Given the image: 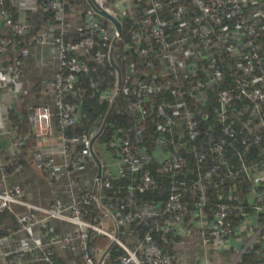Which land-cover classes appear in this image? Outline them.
<instances>
[{
	"label": "built area",
	"instance_id": "obj_1",
	"mask_svg": "<svg viewBox=\"0 0 264 264\" xmlns=\"http://www.w3.org/2000/svg\"><path fill=\"white\" fill-rule=\"evenodd\" d=\"M5 1L0 0V22L26 42L16 55L8 57L17 39L11 35L0 38V137L9 136L11 145L20 148L26 138L37 140L31 157L39 174L51 184L55 196L47 205L30 201L28 189L15 176L25 169L24 161L10 154L7 147L0 146V216L10 214L15 219L14 224L0 221V264H58L59 250L75 253L70 260L72 264H104L110 246L97 255L102 246L91 244L93 235L101 233L112 238L111 244L119 243L126 249L119 264H185L153 241L149 233L134 247H128L119 236L118 215L105 206L106 200L102 201L106 197L104 189L112 185L116 176L108 173L112 164L104 158L105 148L95 144L108 116L89 130L69 131L86 115L80 108L79 74L92 71L98 73L95 84L101 83L103 99L112 106L123 93L133 97L137 121L129 131L139 132L135 137L146 128L151 117L161 118L159 127L169 131L166 136L161 131L159 145L166 148L161 149L159 158L162 171L173 176L174 181L162 206L151 201L126 212L120 221L130 226L151 214L166 213L164 234L176 235L178 231L188 234L187 223L197 214L203 228L228 239L237 235L235 221L245 217L239 225L250 226V237L241 247L236 264L264 231V185L255 191L250 209L244 202L247 196L244 200H234L235 194L220 192L213 219L208 221L204 210L210 201L206 184L223 188L226 182L238 180L239 172H244L249 179L264 181V149L262 166L249 164L244 159L253 144L264 141V0H143L147 5L141 14L137 13V0H93L99 8L119 18L123 27L120 34L115 24L98 13L90 2L73 6L70 12L66 9L67 0L33 3L31 9H53L57 16L55 22L35 30L24 12L16 18ZM70 32L79 37H67ZM37 45L54 47L55 52L50 55L56 62L55 72L48 79V93L45 91L42 102L31 107L25 134L21 135L20 124L11 122V107L6 100L10 96L15 102L21 99L19 86L25 76V60ZM224 54L228 60L222 57ZM224 63L234 69L233 82L221 86L219 83L226 76ZM42 73L43 70L38 72ZM208 85L216 89L214 110L220 118L222 132L242 144L235 152L241 158V170L229 164L226 141L213 139L209 149L216 160L202 169L206 153L195 149L197 177L191 184L182 186L177 178L189 169L191 160L180 152L185 143L174 133L183 121L188 141L202 134L200 118L209 119L211 112L198 104L209 101ZM165 91L174 101L161 100ZM237 98L252 104L260 120L252 117L243 120L238 116L241 125L233 123L229 106ZM247 108L245 103L243 109ZM121 131L118 129L105 146L113 150L120 145V157L115 156L116 150L112 151L118 158L120 172L124 167L133 171L142 168L140 180L133 179L129 189L144 192L157 187L159 181L152 170L144 167L146 147L128 136L119 140ZM96 133L99 134L93 146L95 151L102 150L105 174H100L90 151V142ZM188 190L197 199L195 214L184 200ZM94 207L113 219L111 228L104 226L105 220L95 219ZM251 216L253 220L249 219ZM181 245L183 249L186 246L182 240ZM196 264L212 263L204 255Z\"/></svg>",
	"mask_w": 264,
	"mask_h": 264
},
{
	"label": "trees",
	"instance_id": "obj_2",
	"mask_svg": "<svg viewBox=\"0 0 264 264\" xmlns=\"http://www.w3.org/2000/svg\"><path fill=\"white\" fill-rule=\"evenodd\" d=\"M47 1L48 0H38V3H45ZM137 2L139 4L137 8V13L141 14L144 6L147 4L143 0H137ZM81 3L85 4L87 3V0H67L66 9L68 12H70L73 6H76L77 4ZM16 5L12 0L5 1V6L9 10H11V12L16 18H19L21 17L22 13ZM28 11L29 13L27 15V19L35 30H41L43 27L48 26V23L55 22L57 20L56 12L53 9L40 8L38 10L29 9ZM4 35H11L17 39L16 45L11 48L9 52L10 54L8 55V57H12L13 55H16L19 52L20 47L25 44L26 40L18 38L12 33L9 28L4 26L0 22V38ZM67 37L76 39L79 37V34L70 32ZM121 42L119 43L120 45ZM31 55L32 57H29L30 59L26 58L24 65V70L25 67L27 68L25 75V79L27 78V80L25 83L22 82L19 86L21 88L22 97L10 109L11 122L12 124H20L21 135L25 134V128L28 124V115L31 111V107L42 102L41 98L45 94V90L48 88V79L46 75H40L38 73L35 74L33 72L31 77H29V72L27 71L32 68L33 60H37L35 53L31 52ZM222 57H225L226 60H228V56L226 54L222 55ZM224 67L226 69V76L225 79L219 84H221V86L231 85L233 82L232 73L234 72V69L226 67L225 63ZM97 75L98 73L95 71H92L87 74H79L77 87H79V92L82 95L80 108L83 112L86 113V115L82 117L79 123H77L75 126L70 127L69 131L73 132L89 130L90 128H92L93 125H100L103 122L104 118L108 116L105 128L97 138V141L100 142L102 147L105 146V144H107L109 140L115 136V132L118 131V129L122 130L120 132L119 140H122V138L128 136L139 145L146 147L147 155L144 157V167H148L152 170L153 174L159 181L158 186L153 189L146 190L144 192L138 190H130L129 185L133 184V179L134 182L140 180L142 168L133 171L128 167H124L122 171L116 174V176L113 178L112 185L104 189L106 195L105 206H107L115 215H118L119 236L126 242L128 247H134L149 233L153 241H155L163 248L167 249L170 253L173 254L175 258H177L181 255V251L177 247H175V239L179 236V234H177L176 232V235L173 232L164 234L163 232V217L168 216V214L165 213L163 216L151 214L142 220L135 221L130 226H126L124 223H122V221H120L126 212L132 209H136L138 207H144L147 205V203L151 201H157L159 207L162 206V202L167 196L169 187L174 181L173 176L165 174L162 171V164L159 158L161 149L166 148V146L159 145L161 131L165 134V136L169 135V131L167 129H161L159 127V122H161V118L157 117L156 120H153V117H151L148 120L146 128H144L140 132L138 137H135L134 135L139 132L134 131L133 133H131L129 131V128L133 126L137 121V113L133 109L132 104L133 97L130 96L128 93H123L117 99L116 103L112 106V104L108 100L103 99L102 97L103 89L101 83L95 84V82H97L98 80ZM109 78H106L105 80H108ZM208 91L209 101L206 102L204 105L198 104V107H203L211 112V117L209 119L200 118V124L203 131L202 134L195 140L188 141L186 131L183 129V121H181L180 127L177 128L176 133H174L177 136L179 135L181 140L185 143L179 149L180 152L187 155L191 160L189 169H186L177 178V183L179 182V184H181L182 186L191 184L197 177L198 169L196 166V151L206 153L204 161L201 163L202 169H206L216 160L217 157L209 149V143L213 139H220L226 141V153L227 157L229 158V164L233 166L236 170H241V158L239 155L235 154V152L238 148H241L242 144L240 140L228 137L222 132L220 118L214 110V104H216L215 102L217 98V95L215 94L216 89L214 86L208 85ZM161 96V100L174 101V97L170 95L167 91H165ZM245 103H247L248 105L247 110L243 109ZM191 107L194 108L195 105L191 103ZM253 110L254 109L252 108V104H250L246 99L244 100L241 98H237L229 106L230 120L233 121V123H235L236 125H241V121L238 119V116H240L241 119L243 118V120L252 117L255 121H259V115L257 116V114L253 112ZM54 123L57 129L58 119L56 115L54 118ZM107 149L112 150L111 148ZM262 149H264V141L260 144H253L251 146L250 152L245 154L244 156L245 161L249 164L262 166ZM115 150L117 151L115 156L120 157V145L114 147L112 151ZM21 158L24 163L27 164V161L24 156H21ZM27 169L28 168L25 167L22 172L15 176L24 184L27 189H32L35 188L34 183L37 182L36 176L38 175L30 174L31 171H28ZM239 173L240 177L238 180L226 182L225 184H223V188L216 187L213 184H206L208 197L210 198V201L204 206V210L206 212L207 217L213 218L214 207L218 200V196L222 191H225L227 194H235V197L233 198L234 200H244V197L247 196L244 202L247 204V207L249 209L251 208L250 206L253 195L258 188L264 185V181L258 182L253 179H249L244 172ZM38 177L43 176L40 174ZM39 182L41 184H44L42 180H39ZM47 184L51 189V184L49 182ZM48 186L46 187V189H48ZM184 200L188 203L191 212L195 214L198 210L197 199L195 198V195L191 190L185 192ZM93 212L97 221L107 219V216L102 209L94 207ZM197 216V214L194 215L195 220H199ZM209 218L207 219L210 220ZM9 219L10 223L14 224L15 219L12 215L2 214L0 216V221L2 222H7ZM244 219L245 217L237 219L235 221V224L239 226V224H241ZM247 228L249 227L247 226ZM235 236L237 235H233L232 237ZM243 237L242 238L245 243L247 240H249L250 232L244 234ZM111 242L112 238L108 234L101 233L98 235H93L91 244L93 247L110 246L109 256L104 262V264H119L120 256L126 252V249L119 243L111 244ZM239 252L240 249H234V252H232L233 257L237 256ZM59 254H61L59 257L61 264H68V261L75 257V253L72 251H59ZM231 258L232 257H230V259ZM261 261H264V231L260 234L257 240H255L251 245L246 248V250L244 251V253L236 264H260ZM229 263L230 260H228V262L224 260L217 261L214 264Z\"/></svg>",
	"mask_w": 264,
	"mask_h": 264
},
{
	"label": "crops",
	"instance_id": "obj_3",
	"mask_svg": "<svg viewBox=\"0 0 264 264\" xmlns=\"http://www.w3.org/2000/svg\"><path fill=\"white\" fill-rule=\"evenodd\" d=\"M12 1L15 3V5L17 4L16 6L18 7V9L21 12H24L26 15H28L29 13L28 10L31 9L32 4L35 2H38V0H12ZM87 2L89 1L87 0ZM85 4L81 3L77 5L84 6ZM54 52H55L54 47L51 45H37L32 48V53H35L36 57L39 56V60L44 61L45 59H48L46 62H52L50 63V65H48L50 66L48 68L51 74L55 72V66H56L55 65L56 62L53 61L52 58H51L52 61L50 60V54ZM43 75H46L47 79L50 78V74L47 76V74L43 73ZM6 101L10 107H13L14 104L16 103L11 96L9 98L7 97ZM8 137L9 136L0 137V146L7 147L10 154H14L20 158L21 156H24L27 161V164H25L26 167L28 165H31V162H33L31 154L34 152V148L36 147L35 145H36L37 140L33 137L26 138L25 144L23 145V147L20 148V147H16L15 145H11L10 139ZM112 156L114 157V155ZM104 158L108 159L109 161V158L105 157V154H104ZM115 167H117L118 169ZM115 167H114V170H115L114 175L118 174L121 169L120 166L116 164H115ZM110 168H112V166ZM30 171H31L30 174H37L36 172H34V170H30ZM39 180L40 179H37V181ZM43 182L44 184L40 183V185H38V188L28 189L29 194H30L29 200L35 203L41 204V205H47L52 199V197L55 196V194L52 188L51 189L49 188L47 184L48 182L45 180ZM47 186H48V189H46ZM209 219L210 220L208 221H212L213 218H209ZM253 219L254 217L251 216L250 220H253ZM9 222H10V219L7 221V223ZM104 223H105L104 226L106 228H111V226L114 225L113 219L111 218H107L104 221ZM187 226L190 232L188 234H185L182 231L181 232L178 231L177 234H179V236L175 239V242H176L175 247H177L181 251V255L179 256V258L185 264L200 263V259L204 255H207L209 257L212 264H214L217 261H224V260H226V262L230 260L229 264H234L236 259L239 257L240 252L235 257H233L232 252H234V249L241 250V246L244 243L243 235L246 234L247 232L248 233L250 232V226H248L249 228H247V226L245 227V225L242 224L237 227L238 229L237 236L235 237L231 236L228 239H224V238H220L219 236L212 234L210 231L203 228L202 222L200 220L194 219L188 222ZM181 240L184 241V244L186 245L184 249L182 248V245L180 246ZM59 251H62V250H59ZM59 251L57 252L56 260L58 264H61L60 258H59L61 254H59ZM230 257L232 258L230 259ZM28 264H38V263L30 262ZM68 264H72L70 263V260L68 261Z\"/></svg>",
	"mask_w": 264,
	"mask_h": 264
},
{
	"label": "rangeland",
	"instance_id": "obj_4",
	"mask_svg": "<svg viewBox=\"0 0 264 264\" xmlns=\"http://www.w3.org/2000/svg\"><path fill=\"white\" fill-rule=\"evenodd\" d=\"M107 23H111L109 20H107ZM31 55V54H30ZM29 57H32V55L31 56H29ZM28 57V59H30ZM48 59H45L44 61H41V60H39V56L37 57V60L35 59V60H33V65H32V68H30V70L29 71H27V72H29V77H31V75H32V73L34 72L35 74H37L40 70H42L43 69V73H45V74H47V76L50 74V76H51V72H50V70H49V68L48 67H50V66H48V65H50V63H52V62H46ZM50 60H51V55H50ZM52 61V60H51ZM55 65H56V63H55ZM47 66V67H46ZM26 67H25V75H26ZM43 73H42V75H43ZM26 80H27V78L25 79V76H24V79H23V83H25L26 82ZM46 91V90H45ZM46 93H48L47 91H46ZM96 145H100L101 146V144H100V142L99 141H96V143H95ZM104 148H105V152H104V154H105V157H107V158H109V161L111 162V166H112V168H109L108 169V173H113L114 174V172H115V170H114V167H115V164L116 165H118V166H120L119 164H118V158H115V157H113L112 156V150H110V149H107L108 147L107 146H103ZM27 170H34V172H36L37 173V175L39 176L40 174V172H39V170H38V168L34 165V161L33 162H31V165H28L27 166ZM115 168H117V167H115ZM118 169V168H117ZM40 178V180H45V178L44 177H39ZM37 176H36V180L37 179H39ZM42 178V179H41ZM46 181V180H45ZM35 185H34V187L35 188H38V185H40V182L39 181H37V182H35L34 183ZM108 247V246H107ZM106 246H103L101 249H98L97 250V255H100V254H102L103 253V251L105 250V248H107Z\"/></svg>",
	"mask_w": 264,
	"mask_h": 264
},
{
	"label": "water",
	"instance_id": "obj_5",
	"mask_svg": "<svg viewBox=\"0 0 264 264\" xmlns=\"http://www.w3.org/2000/svg\"><path fill=\"white\" fill-rule=\"evenodd\" d=\"M91 5L96 9V11L100 14H103L105 15L106 17H108V19H110L116 26V30L117 32L120 34L122 33V23L121 21L119 20V18H117L114 14L110 13L109 11L105 10V9H102V8H99L93 0H88ZM99 133H96L92 139H91V142H90V151L94 157V159L96 160L97 164H98V168H99V171H100V174H105V163H106V160H102L101 159V155H102V150H98V151H95L94 149V146H93V142L94 140L96 139V137L98 136ZM106 200V197L103 196L102 197V201H105ZM100 264V262H99Z\"/></svg>",
	"mask_w": 264,
	"mask_h": 264
}]
</instances>
